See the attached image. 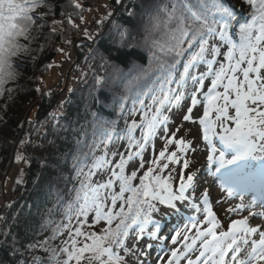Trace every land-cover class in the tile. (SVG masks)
<instances>
[{
    "label": "snow or ice",
    "instance_id": "6c2138e0",
    "mask_svg": "<svg viewBox=\"0 0 264 264\" xmlns=\"http://www.w3.org/2000/svg\"><path fill=\"white\" fill-rule=\"evenodd\" d=\"M244 5L247 19L229 0H173L155 8L139 40L131 29L112 21L110 46L90 53L99 56L101 70L111 67L121 72L117 60L132 65L126 90L135 94L112 101L124 127L104 121V138L98 143L76 140L80 149L73 156L76 183L63 218L44 240L24 248L31 260L20 264H147L146 249L152 243H145V235L148 241H158L161 250L168 249L156 264H264V0H242V10ZM103 7L106 12L94 21L101 28L118 11ZM86 10L91 8L85 9L81 0L60 5L48 0H0V97L13 98L9 85L20 75L17 61L36 51L32 45L39 34L49 28L46 39L57 37L62 44H72L65 33L81 30L87 23ZM125 10L129 18L136 16ZM57 14L60 19L54 18ZM49 17L59 29L48 24ZM83 35L95 43L102 33L94 36L84 28ZM141 47L149 53L146 65L136 63ZM55 51L69 56L63 47ZM107 79L95 75L94 89L99 92ZM93 102L105 105L99 95ZM175 109L184 111L173 129ZM91 115L94 122L100 118L97 112ZM58 116L49 113L54 121ZM186 123L198 127V137L188 138L191 129L179 135ZM114 140L122 141L125 150L109 154ZM97 151L102 154L96 155ZM197 155L205 156L199 168L194 167ZM22 159L17 154L16 160ZM202 168L208 170L207 177H201ZM98 175L102 179H96ZM216 181L221 196L216 205L240 200L225 209L224 219L211 198ZM245 192L253 193L251 200ZM182 209L189 212L182 227L169 228L164 217L171 212L182 215ZM65 233L61 244L53 246L52 241ZM38 249L43 257L33 254ZM10 251L13 255L19 251L15 238Z\"/></svg>",
    "mask_w": 264,
    "mask_h": 264
},
{
    "label": "trees",
    "instance_id": "16d2710c",
    "mask_svg": "<svg viewBox=\"0 0 264 264\" xmlns=\"http://www.w3.org/2000/svg\"><path fill=\"white\" fill-rule=\"evenodd\" d=\"M90 1L81 0L85 9L91 8V11L86 10L83 13L87 23L81 25L80 31L70 30L65 33V38L73 43L62 44L57 37L46 39L45 34L49 28H45L32 45L36 51L31 56L17 61L20 64V75L15 84L9 85L14 88L13 98L9 100L7 94L0 97V264H20V261L31 260V255L25 253L24 248L33 242L44 240L51 234L55 223L62 220L64 205L71 200V190L76 183L72 179L75 176L72 171L73 156L80 151L76 140H86L87 145L98 143L104 138V121H116L118 129L124 127V119L118 116V109L112 107V101L121 95L131 97L135 94L126 90L128 80L131 79L127 73L132 65L117 60L121 72L118 73L111 67L101 70L99 56H92L90 49L99 48L103 52L110 46L109 30L113 20L131 29L133 38L139 40L150 26V17L155 8H163L173 2L123 0L121 5H117L115 0H96L94 6H91ZM48 2L60 5L66 4L67 0ZM229 3L237 8L242 19H247V6L244 5L242 10V0H229ZM105 4L118 11H115L114 16L105 21L101 28L94 21L99 20L106 12L103 7ZM125 9L135 11L136 16L129 18ZM52 18H48V24L59 29L60 25L51 24ZM54 18L60 19L58 14ZM76 22L79 23V20ZM84 28L94 36L97 33L102 35L93 43L83 35ZM160 36L162 38L163 31ZM41 46L43 51L39 50ZM57 47H63L70 53V58L61 75V82L56 84L59 87L56 90L53 89L55 86L52 89L46 86L45 78L51 68L45 66L53 65L60 53L55 51ZM148 55L147 50L141 47L137 51L136 63L146 65ZM33 56L36 57L35 60ZM121 74H124L123 78ZM95 75L108 77L99 92L93 87ZM37 88L40 89L39 92L36 91ZM70 88L72 92H69ZM96 95L105 101V105H96L93 102ZM127 104L131 107V99ZM93 112H97L100 117L95 122L91 115ZM49 113H58V119L54 121L49 117ZM54 124L57 126L54 127ZM81 132L85 135L80 136ZM21 141L28 142L21 144ZM118 141L120 140L109 144V154L115 151L113 145ZM12 149V165L6 173ZM83 151L87 152L88 147H84ZM17 154L22 155L24 159L18 162ZM101 154V151L96 152V155ZM87 163H91V158ZM18 180L21 182L17 183ZM8 181L9 188H5ZM61 201L63 203H60ZM49 221L52 223L48 224ZM5 232L10 235L5 237ZM66 235L65 233L64 237L52 241V245H60ZM13 238L19 250L16 255L10 251ZM33 254L41 257L45 255L39 249Z\"/></svg>",
    "mask_w": 264,
    "mask_h": 264
},
{
    "label": "rangeland",
    "instance_id": "374dc122",
    "mask_svg": "<svg viewBox=\"0 0 264 264\" xmlns=\"http://www.w3.org/2000/svg\"><path fill=\"white\" fill-rule=\"evenodd\" d=\"M68 53V52H67ZM70 58V53H69V56H64L63 54L59 53L58 56L56 57L54 63H53V67H51V70H50V73L47 75V77L45 78V82H46V86L49 88V89H52L54 86L53 89H58V85L56 86V84L60 81L61 82V75L63 73V70L65 69V67L67 66V62ZM72 63V62H71ZM74 64V63H73ZM65 88V87H64ZM185 108H186V105H185ZM183 111L184 109H175L173 110V112L171 113V118L173 120V129L175 128L176 125H178L182 119V114H183ZM202 111V110H201ZM188 129H191V133L190 135L188 136L189 139L193 138V137H198L199 136V131H198V127L196 126H193L191 124H185L184 125V128L182 129V131L179 133V135H184L185 131H187ZM199 144H200V148H201V151H205L204 150V145L202 142H200L199 140L197 141ZM156 147H157V150H159V148L161 147V142L159 140H157L156 142ZM113 149L115 151H124V147H123V142L122 141H118V142H115L114 145H113ZM151 156V153L149 152L148 154H146V158H150ZM118 159V157H117ZM196 160L198 161L196 165H194V167H197L199 168L201 166V163L204 162L205 160V156L204 155H197L196 156ZM138 165V162L137 164L135 165H132L131 167L128 168V171H132V169L134 167H136ZM200 175L201 177H207L208 176V173L206 172V169L205 168H202L201 169V172H200ZM96 179H102L101 176H97ZM204 181L203 179H201V184H203ZM9 185H10V182L8 181L6 184H5V188H9ZM214 184L212 186V189H211V194L213 195V202L215 204V201L217 199H220L221 196H220V193H219V189L218 188H214ZM9 190V189H8ZM199 193H197L198 195ZM248 200V199H247ZM240 200H239V197L233 199V200H230L228 201L227 203H224L222 206H218L215 204V211L216 212H225V209H227L228 207H230L231 205L235 204V203H239ZM182 212H184V214L187 216L189 214L188 210L187 209H182ZM244 215H246V213H243ZM177 214L173 217H169V219L167 221H165L164 223L169 227V228H175L177 227V223L175 222L176 220V217ZM234 217V216H233ZM232 217V218H233ZM175 222V223H174ZM182 222V221H181ZM132 239L131 238L129 240V244H131L132 242ZM144 241L145 243H148V242H151L152 243V247L151 248H148L146 249V258H147V264H156V260H153L156 256V252L155 251H159L161 250L160 249V246H159V242L158 241H148V238L147 236L145 235L144 237ZM169 243V242H168ZM144 245L142 244L141 247H143ZM167 248H165L164 250H166ZM164 250H161V251H164ZM160 252V251H159Z\"/></svg>",
    "mask_w": 264,
    "mask_h": 264
},
{
    "label": "bare ground",
    "instance_id": "6f19581e",
    "mask_svg": "<svg viewBox=\"0 0 264 264\" xmlns=\"http://www.w3.org/2000/svg\"><path fill=\"white\" fill-rule=\"evenodd\" d=\"M176 214H177V213H175V212H171V213L167 214V215L164 217V222L167 221V220L169 219V217H173V216H175ZM217 215H218L221 219H224V217H225V212H217ZM243 215H244V214H243ZM246 215H247V213H246ZM233 218H236V217L234 216ZM177 220H178V219H177ZM177 220H176L177 225H178V224L181 225L182 223L180 222V220H178V221H177ZM258 222H259V220L253 221V224L258 223ZM169 241H171V240H169Z\"/></svg>",
    "mask_w": 264,
    "mask_h": 264
},
{
    "label": "water",
    "instance_id": "95a60500",
    "mask_svg": "<svg viewBox=\"0 0 264 264\" xmlns=\"http://www.w3.org/2000/svg\"><path fill=\"white\" fill-rule=\"evenodd\" d=\"M123 1V0H122ZM121 5V4H120ZM68 75H69V71L67 72V75H66V81H67V78H68ZM25 124V120L23 121V125ZM13 154H14V149H12V152H11V159H10V162H9V165L7 167V170L5 171L7 173V171L10 169L11 165H12V160H13Z\"/></svg>",
    "mask_w": 264,
    "mask_h": 264
},
{
    "label": "built area",
    "instance_id": "2783aa9c",
    "mask_svg": "<svg viewBox=\"0 0 264 264\" xmlns=\"http://www.w3.org/2000/svg\"><path fill=\"white\" fill-rule=\"evenodd\" d=\"M95 3H96V0H91V1H90V5H91V6H94Z\"/></svg>",
    "mask_w": 264,
    "mask_h": 264
}]
</instances>
